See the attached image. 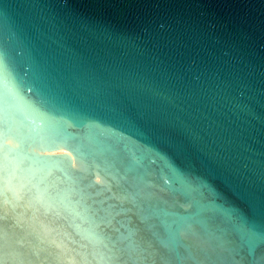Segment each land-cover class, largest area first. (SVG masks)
Returning a JSON list of instances; mask_svg holds the SVG:
<instances>
[{
	"label": "water",
	"instance_id": "1",
	"mask_svg": "<svg viewBox=\"0 0 264 264\" xmlns=\"http://www.w3.org/2000/svg\"><path fill=\"white\" fill-rule=\"evenodd\" d=\"M0 264H264V0H0Z\"/></svg>",
	"mask_w": 264,
	"mask_h": 264
}]
</instances>
